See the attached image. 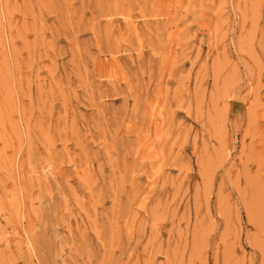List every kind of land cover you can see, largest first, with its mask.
I'll return each instance as SVG.
<instances>
[{
	"label": "rangeland",
	"instance_id": "obj_1",
	"mask_svg": "<svg viewBox=\"0 0 264 264\" xmlns=\"http://www.w3.org/2000/svg\"><path fill=\"white\" fill-rule=\"evenodd\" d=\"M0 264H264V0H0Z\"/></svg>",
	"mask_w": 264,
	"mask_h": 264
}]
</instances>
